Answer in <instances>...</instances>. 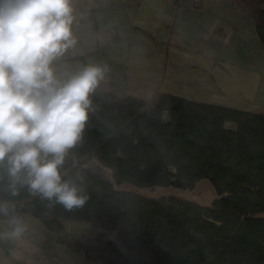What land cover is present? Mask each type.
Listing matches in <instances>:
<instances>
[{
  "label": "trees",
  "instance_id": "16d2710c",
  "mask_svg": "<svg viewBox=\"0 0 264 264\" xmlns=\"http://www.w3.org/2000/svg\"><path fill=\"white\" fill-rule=\"evenodd\" d=\"M237 1L264 48V0ZM89 99L81 138L60 168L62 180L82 190L83 205L69 210L20 183L13 195L5 160L0 205L9 211L0 218L31 214L54 231L64 220L91 222L97 230L86 236L84 254L104 264H264V104L241 109L159 89L143 98L112 79H100ZM202 178L217 194L207 205L118 187L192 190ZM110 228L116 236L102 238Z\"/></svg>",
  "mask_w": 264,
  "mask_h": 264
},
{
  "label": "clouds",
  "instance_id": "9594fccd",
  "mask_svg": "<svg viewBox=\"0 0 264 264\" xmlns=\"http://www.w3.org/2000/svg\"><path fill=\"white\" fill-rule=\"evenodd\" d=\"M72 11L71 0H0V163L7 161L13 195L20 183L69 210L86 197L60 168L81 138L104 72L88 66L66 81L56 77L53 62L76 43ZM10 224L11 237L26 230L17 216Z\"/></svg>",
  "mask_w": 264,
  "mask_h": 264
},
{
  "label": "rangeland",
  "instance_id": "374dc122",
  "mask_svg": "<svg viewBox=\"0 0 264 264\" xmlns=\"http://www.w3.org/2000/svg\"><path fill=\"white\" fill-rule=\"evenodd\" d=\"M165 2L166 0H139L133 6L125 4L120 7L115 1L108 3L106 0H90L87 3L86 0H71L74 17L72 34L76 43L53 62L52 67L56 77L63 82L78 74L85 67L99 66L104 69L102 79L111 77L129 93H135L143 98H148L152 91L158 87L161 91H169L193 100L218 101L199 93V85H189L191 83L185 85L184 79L180 75L170 81L165 79L155 86L140 83L141 80L135 78L142 74L146 76L144 74L149 73L147 67L155 62L160 48L168 45L170 25L168 24L169 20L167 21L169 14L166 11ZM133 12L136 13L133 19L138 23V26L135 30L136 33L132 35L129 31L131 26H129L128 15ZM154 19L159 22L164 21V24L155 30V37L143 28V25L144 27L150 25L147 23ZM127 26H129L128 29H126ZM123 27L126 29L124 35L122 34ZM115 31L118 32V36ZM160 36L161 38L167 37L164 45ZM172 47L169 57L171 63L178 67L184 66L188 59L177 47ZM139 67L140 71L136 70ZM200 73L201 71L197 72V74ZM227 126L234 127V123L227 122ZM87 164L99 168L112 180L110 170L102 166L97 159L90 158L87 160ZM118 187L150 196L173 194L182 198H194L202 205L209 204L217 196L214 187L207 178L198 180L192 190L172 186H156L150 189L129 183H121ZM5 220L11 219L6 218ZM69 222L72 224L71 230H69ZM23 224L28 230H25L20 237L10 236L14 241L13 251L7 257H0L1 264L2 262L4 264H50V261L46 260L50 252L56 251L58 254L62 253L61 250L69 252L67 249L64 250L57 246V244L63 248L66 246L58 237L72 238L78 245L87 234L96 233L97 230L91 222L76 220H64L63 228L59 231L44 226L43 231L37 232V229L32 228L33 224L30 222L23 221ZM5 227V232L12 231L11 224H6ZM116 233V229L110 228L105 229L100 235L102 238H114ZM68 249L71 248L68 247ZM72 251L75 252V250ZM71 264H75L74 259Z\"/></svg>",
  "mask_w": 264,
  "mask_h": 264
},
{
  "label": "crops",
  "instance_id": "0c3cea01",
  "mask_svg": "<svg viewBox=\"0 0 264 264\" xmlns=\"http://www.w3.org/2000/svg\"><path fill=\"white\" fill-rule=\"evenodd\" d=\"M89 1L86 0L87 3ZM106 1H115L123 7L125 4L133 6L139 0ZM165 7L170 25L168 45H164L167 37L160 36L164 48H160L155 62L147 67L149 73L135 77L141 80L140 83L155 86L165 79L170 81L180 75L185 85H199V93L218 100L216 103L241 109H252L264 104V48L251 17L237 0H213L197 8L184 7L166 0ZM133 16H136V13L128 15L131 26L129 31L132 35L136 33L138 26ZM149 22L147 24L150 25H143V28L155 37V30H158L164 21L154 19ZM126 29L123 27V35ZM115 33L118 36V32ZM172 46L177 47L188 59L184 66L178 67L171 63L169 57ZM136 70L140 71V67ZM199 71L202 74H197ZM130 94L138 96L135 93ZM19 218L33 224L32 228L37 229V232L44 229L43 222L36 216L23 214ZM5 219L0 218V257H7L13 251L14 244L12 238L4 231L6 224L10 225V220ZM68 226L71 230V222ZM86 236L84 239L81 237L78 245L74 239L64 237L62 242L65 243V248L58 244L57 246L69 252L61 250L60 255L56 251L50 252L46 260L50 261V264H71L73 259L75 264H104L85 256Z\"/></svg>",
  "mask_w": 264,
  "mask_h": 264
},
{
  "label": "built area",
  "instance_id": "2783aa9c",
  "mask_svg": "<svg viewBox=\"0 0 264 264\" xmlns=\"http://www.w3.org/2000/svg\"><path fill=\"white\" fill-rule=\"evenodd\" d=\"M177 1L181 6L188 8H197L213 0H177ZM17 264H22V263H17Z\"/></svg>",
  "mask_w": 264,
  "mask_h": 264
}]
</instances>
